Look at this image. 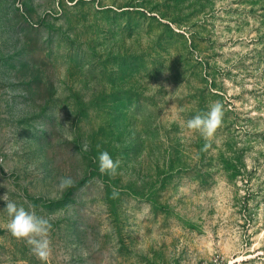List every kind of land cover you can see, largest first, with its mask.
<instances>
[{
  "label": "rangeland",
  "instance_id": "1",
  "mask_svg": "<svg viewBox=\"0 0 264 264\" xmlns=\"http://www.w3.org/2000/svg\"><path fill=\"white\" fill-rule=\"evenodd\" d=\"M6 192L50 243L0 200V264H264V0H0Z\"/></svg>",
  "mask_w": 264,
  "mask_h": 264
},
{
  "label": "clouds",
  "instance_id": "2",
  "mask_svg": "<svg viewBox=\"0 0 264 264\" xmlns=\"http://www.w3.org/2000/svg\"><path fill=\"white\" fill-rule=\"evenodd\" d=\"M154 87H158L153 85ZM223 120V105L219 102H213L205 114H197L187 123V128L194 132H199L206 141L214 137L217 130L221 127ZM205 144V149L209 147ZM99 171L102 174L115 175L119 167V161L113 160L107 151H102L98 157ZM74 180L71 177H60L59 187L67 189L74 186ZM119 193L114 190L113 198H118ZM0 200L5 202V210L10 217L7 224L8 230L17 239H24L41 259H46L50 241L48 233L51 228L49 221L36 215L35 211L26 210L24 207H18L16 203L9 200L7 192L0 196Z\"/></svg>",
  "mask_w": 264,
  "mask_h": 264
}]
</instances>
